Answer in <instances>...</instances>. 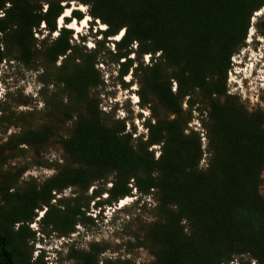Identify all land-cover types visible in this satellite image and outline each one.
I'll use <instances>...</instances> for the list:
<instances>
[{
	"label": "trees",
	"instance_id": "obj_1",
	"mask_svg": "<svg viewBox=\"0 0 264 264\" xmlns=\"http://www.w3.org/2000/svg\"><path fill=\"white\" fill-rule=\"evenodd\" d=\"M68 2L86 6L91 21L104 26L94 31L102 40L93 49L72 42L70 29L56 30ZM260 9L264 0H0V63L13 57L59 87L48 99L49 123L21 132L19 144L45 141L68 123L54 174L29 194H2L0 264H44L27 250L33 210L45 206L40 223L66 237L91 221L81 196L91 187V198H99L95 183L108 179L98 205L111 206L131 189L153 201L150 221L140 223L128 242L150 257L141 264H234L241 255L264 264V107L249 110L226 89L230 58ZM71 17L84 18L77 10ZM41 30L46 34L36 39ZM107 41L114 62L123 60L118 78L131 70L139 106L149 111L144 140L124 132L123 121L108 124L98 108L94 90L101 80L94 65ZM143 55L149 56L144 66ZM193 112L205 133L204 151L199 133L187 127ZM152 146L158 147L155 158ZM66 188L77 192L50 204ZM106 250L101 242L85 248L70 243L65 256L69 264H134L103 257Z\"/></svg>",
	"mask_w": 264,
	"mask_h": 264
},
{
	"label": "rangeland",
	"instance_id": "obj_2",
	"mask_svg": "<svg viewBox=\"0 0 264 264\" xmlns=\"http://www.w3.org/2000/svg\"><path fill=\"white\" fill-rule=\"evenodd\" d=\"M81 6L82 9H80ZM66 9H69L68 20H73L71 11L77 10L82 17H88V25L79 30L70 29L68 24H64V20L60 23L57 19L56 30L60 26L70 29L72 42L85 50L93 49L97 45L96 42L102 40L100 35L95 34L94 31L102 30L104 26L97 21H91L84 5L68 2L63 11L65 12ZM262 22H264V9L253 13L244 45L230 58L229 69L226 73L227 93L238 96L240 102L249 110L264 107V65L256 73L251 74L250 70L255 60H260V57L264 60ZM45 34L43 30L40 34L36 31L34 37L41 39ZM55 35L56 33H51L49 38L52 39ZM79 36L85 37L84 43L79 42ZM99 50L94 65L97 76L101 80L100 85L94 90L98 108L104 113V119L108 124L117 126L118 122L123 121L124 132L132 131V138L142 136L144 140L146 132L142 122L149 116V111L139 106L138 83L135 78H132L130 69L125 76L118 78V65L123 60L120 59L116 63L108 53L112 50L111 41L104 43V48L99 47ZM128 57L131 58V55ZM247 57L251 61L242 64L248 59ZM58 61L60 59L57 60L55 66L58 65ZM140 61L143 66L149 64V56L143 55ZM252 61L253 63L248 64ZM40 73L39 69L27 68L13 57L6 58L0 63V200L4 192L11 196L23 192L29 194L54 174L55 164L62 163L63 153L58 140L60 136L68 133V123L57 125L52 136L45 141L30 145L18 142L21 132L41 129L49 123L48 99L59 87L41 81ZM173 89L174 84L172 83L171 91ZM182 108H185L184 104ZM199 118L197 113L193 112L187 127L199 133L201 149L204 151L205 133ZM202 119H204L203 116ZM151 148L155 158L158 155V147L152 146ZM203 165L204 160H200L199 166ZM100 184L101 182L95 183L97 191L102 190V194L98 195L99 198H91V187L81 196V202H87L85 215H89L91 221L86 225H75L74 232L66 237L57 236L40 223L45 206L41 205L33 210V219L27 224L29 230L33 232L32 237L27 241V250L31 252V260L36 255H41L44 264H69L65 256L66 244L72 243L74 247L85 248L88 242L94 241L107 246V250L102 254L103 257L129 259L134 264L149 261L150 257L145 250L132 247L129 243L133 244L132 236L140 223L148 222L152 217L151 197L140 196L131 189L130 196L123 198L126 202L124 206H121L122 201L111 206L98 205L96 202H101L106 198L105 190L110 186L109 179L104 185ZM73 192L77 190L66 188L60 193L51 192L54 195L50 204L54 205L58 198L65 199L75 195L72 194ZM259 192L264 197V183L261 184ZM135 201L139 205H135ZM16 226L17 224H14L13 230ZM233 261H235L234 264H247L248 262L255 264L248 255L237 256Z\"/></svg>",
	"mask_w": 264,
	"mask_h": 264
},
{
	"label": "bare ground",
	"instance_id": "obj_3",
	"mask_svg": "<svg viewBox=\"0 0 264 264\" xmlns=\"http://www.w3.org/2000/svg\"><path fill=\"white\" fill-rule=\"evenodd\" d=\"M83 7L81 6L80 9H82ZM69 16V9H66V11L64 12V14L62 15V17L59 18V22L61 23V20H63L64 18H67ZM88 21V17L85 16L82 20L77 21L75 19L71 20L70 23H68V27L70 29H76L79 30L82 27H85ZM103 26V25H102ZM104 28V27H103ZM122 35V32L120 35L116 36L114 39L118 40L120 38V36ZM122 204L121 206H124L126 204V202L124 200H121Z\"/></svg>",
	"mask_w": 264,
	"mask_h": 264
},
{
	"label": "clouds",
	"instance_id": "obj_4",
	"mask_svg": "<svg viewBox=\"0 0 264 264\" xmlns=\"http://www.w3.org/2000/svg\"><path fill=\"white\" fill-rule=\"evenodd\" d=\"M248 59H246L245 61H243L242 62V64H246L248 61H251V59L249 58V57H247ZM260 60H255V62L253 63V61L252 62H249L248 64H251V63H253L252 65H251V74L253 73V72H257V70H259L263 65H264V60L262 59V57H260L259 58ZM241 62H239V64H240ZM238 64V63H237ZM250 74V75H251ZM243 79H247V78H243ZM40 217V216H39Z\"/></svg>",
	"mask_w": 264,
	"mask_h": 264
},
{
	"label": "built area",
	"instance_id": "obj_5",
	"mask_svg": "<svg viewBox=\"0 0 264 264\" xmlns=\"http://www.w3.org/2000/svg\"><path fill=\"white\" fill-rule=\"evenodd\" d=\"M262 177H264V172L261 174Z\"/></svg>",
	"mask_w": 264,
	"mask_h": 264
},
{
	"label": "water",
	"instance_id": "obj_6",
	"mask_svg": "<svg viewBox=\"0 0 264 264\" xmlns=\"http://www.w3.org/2000/svg\"><path fill=\"white\" fill-rule=\"evenodd\" d=\"M119 33H120V32H119ZM119 33H118V34H119Z\"/></svg>",
	"mask_w": 264,
	"mask_h": 264
}]
</instances>
